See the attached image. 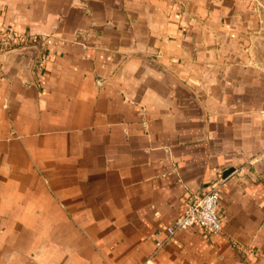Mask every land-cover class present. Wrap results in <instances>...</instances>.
I'll use <instances>...</instances> for the list:
<instances>
[{"label":"crops","instance_id":"0c3cea01","mask_svg":"<svg viewBox=\"0 0 264 264\" xmlns=\"http://www.w3.org/2000/svg\"><path fill=\"white\" fill-rule=\"evenodd\" d=\"M0 24V264H264V0H0ZM216 181L222 229L155 250Z\"/></svg>","mask_w":264,"mask_h":264},{"label":"built area","instance_id":"2783aa9c","mask_svg":"<svg viewBox=\"0 0 264 264\" xmlns=\"http://www.w3.org/2000/svg\"><path fill=\"white\" fill-rule=\"evenodd\" d=\"M20 36L11 27L0 24V51L18 44ZM219 182H213L203 194H194L185 203L184 209L164 226V237L155 238V250L160 249L178 230L199 229L211 234L222 229V218L217 210ZM144 264H154L149 257Z\"/></svg>","mask_w":264,"mask_h":264},{"label":"rangeland","instance_id":"374dc122","mask_svg":"<svg viewBox=\"0 0 264 264\" xmlns=\"http://www.w3.org/2000/svg\"><path fill=\"white\" fill-rule=\"evenodd\" d=\"M259 40H262V39H260V38H256V39H255V42H254L255 47H256V50H257V49L260 50V47H259L258 44H257Z\"/></svg>","mask_w":264,"mask_h":264},{"label":"water","instance_id":"95a60500","mask_svg":"<svg viewBox=\"0 0 264 264\" xmlns=\"http://www.w3.org/2000/svg\"><path fill=\"white\" fill-rule=\"evenodd\" d=\"M230 171V169H227L226 171H225V173H228Z\"/></svg>","mask_w":264,"mask_h":264}]
</instances>
